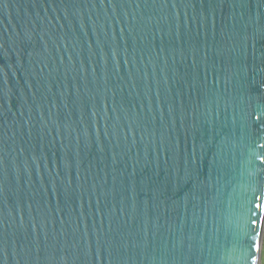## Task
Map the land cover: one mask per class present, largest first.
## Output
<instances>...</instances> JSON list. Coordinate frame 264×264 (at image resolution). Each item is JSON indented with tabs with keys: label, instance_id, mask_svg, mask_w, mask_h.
<instances>
[{
	"label": "water",
	"instance_id": "obj_1",
	"mask_svg": "<svg viewBox=\"0 0 264 264\" xmlns=\"http://www.w3.org/2000/svg\"><path fill=\"white\" fill-rule=\"evenodd\" d=\"M264 0H0V264H257Z\"/></svg>",
	"mask_w": 264,
	"mask_h": 264
},
{
	"label": "rangeland",
	"instance_id": "obj_2",
	"mask_svg": "<svg viewBox=\"0 0 264 264\" xmlns=\"http://www.w3.org/2000/svg\"><path fill=\"white\" fill-rule=\"evenodd\" d=\"M259 237V248H260V254H259V261L258 264H264V213H263V223L261 225V232Z\"/></svg>",
	"mask_w": 264,
	"mask_h": 264
},
{
	"label": "bare ground",
	"instance_id": "obj_3",
	"mask_svg": "<svg viewBox=\"0 0 264 264\" xmlns=\"http://www.w3.org/2000/svg\"><path fill=\"white\" fill-rule=\"evenodd\" d=\"M259 254H260V248L258 247V257H259ZM259 259V258H258ZM257 264H258V262H257Z\"/></svg>",
	"mask_w": 264,
	"mask_h": 264
}]
</instances>
